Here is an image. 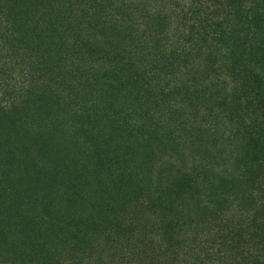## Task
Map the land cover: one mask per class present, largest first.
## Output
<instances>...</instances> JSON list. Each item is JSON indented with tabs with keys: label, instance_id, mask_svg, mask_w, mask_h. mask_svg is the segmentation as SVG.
Segmentation results:
<instances>
[{
	"label": "trees",
	"instance_id": "obj_1",
	"mask_svg": "<svg viewBox=\"0 0 264 264\" xmlns=\"http://www.w3.org/2000/svg\"><path fill=\"white\" fill-rule=\"evenodd\" d=\"M104 121L136 136L129 157ZM57 131L95 158L62 228L0 206V264H263L247 243L264 224L253 237L234 209L264 180V0H0V177Z\"/></svg>",
	"mask_w": 264,
	"mask_h": 264
},
{
	"label": "rangeland",
	"instance_id": "obj_2",
	"mask_svg": "<svg viewBox=\"0 0 264 264\" xmlns=\"http://www.w3.org/2000/svg\"><path fill=\"white\" fill-rule=\"evenodd\" d=\"M105 123L108 122H102L101 129L107 139L114 141L112 145L113 147L115 146V154L119 158L129 157L128 154L137 148L136 136L127 138L124 128L120 127L111 128L106 125L107 128L104 129ZM113 147L111 148L112 150L114 149ZM36 150L37 147H35L33 152L37 153ZM43 157V159H40L32 156L31 158L23 157L21 161L14 160L11 172L7 176L0 177V206L13 203L15 200L20 205L27 201L30 203L31 213L25 211L23 212L24 216L35 217L42 224H48V227L53 225V228L59 229L62 228L58 222L60 214H63L64 209H69L63 193L66 192V189L71 188V181L77 178L76 171L80 172L83 166L90 163V161L93 162L95 151L84 139L75 137L74 133L63 136L57 131L54 135H50L48 148ZM4 161L6 160L1 159L2 164ZM40 163L47 166L46 171L48 172L45 176H39L33 170V167L40 165ZM37 176H39V180ZM49 181H53V184L49 183L51 190L47 188ZM96 188V186L81 188L80 193L84 197H81V200L73 204L75 206L74 209L85 208L88 212L94 203L99 202L100 193ZM257 188L258 185L256 184L253 189V199L248 204L246 211L240 210L239 207L234 209L235 218L240 222L241 228L247 223V232L253 237L260 233L257 228L262 225L259 226V224H264V180L261 185L262 191H257ZM57 189L60 190L59 194L54 193ZM45 196L51 202V205L50 208L42 210V207L34 203V199H40ZM237 196L239 199L241 193L237 192ZM239 202L237 200L236 204L239 205ZM133 211L135 210L131 209V212ZM47 213H52L51 217H48ZM262 232L264 233V225ZM14 233L16 232L14 231L12 234ZM101 242H103V238ZM247 244L252 247L253 255H256L261 263L264 264V250H262V248L264 249V241H261L258 237H254V240L251 241L248 237Z\"/></svg>",
	"mask_w": 264,
	"mask_h": 264
}]
</instances>
